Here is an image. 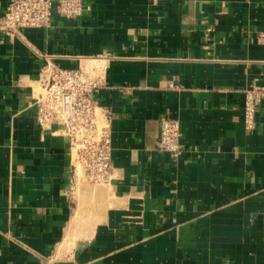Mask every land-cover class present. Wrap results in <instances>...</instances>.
Wrapping results in <instances>:
<instances>
[{
  "label": "crops",
  "instance_id": "crops-1",
  "mask_svg": "<svg viewBox=\"0 0 264 264\" xmlns=\"http://www.w3.org/2000/svg\"><path fill=\"white\" fill-rule=\"evenodd\" d=\"M86 2L26 42L0 37V264H264V100L244 123L264 86V0ZM44 55L107 59L109 183L76 174L68 138L38 124ZM167 116L178 159L158 149Z\"/></svg>",
  "mask_w": 264,
  "mask_h": 264
},
{
  "label": "built area",
  "instance_id": "built-area-1",
  "mask_svg": "<svg viewBox=\"0 0 264 264\" xmlns=\"http://www.w3.org/2000/svg\"><path fill=\"white\" fill-rule=\"evenodd\" d=\"M86 0H9L0 18V37L27 41L25 29L49 27L56 17L77 19L87 10ZM37 91L31 106L43 130L57 126L69 140L74 172L94 184L112 178V109L98 98L110 88L106 58L85 59L77 68L63 67L53 56L44 55ZM81 61L83 59L81 58ZM264 100V86L253 85L246 91L244 123L256 127L258 108ZM179 120L161 118L158 149L180 158L186 148L181 142Z\"/></svg>",
  "mask_w": 264,
  "mask_h": 264
},
{
  "label": "rangeland",
  "instance_id": "rangeland-1",
  "mask_svg": "<svg viewBox=\"0 0 264 264\" xmlns=\"http://www.w3.org/2000/svg\"><path fill=\"white\" fill-rule=\"evenodd\" d=\"M79 171H80V172H79V175H81V172H82V171H81V170H79ZM91 184L96 185V186L98 185V184H94V183H91ZM100 185H101V184H100Z\"/></svg>",
  "mask_w": 264,
  "mask_h": 264
}]
</instances>
